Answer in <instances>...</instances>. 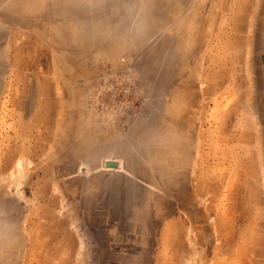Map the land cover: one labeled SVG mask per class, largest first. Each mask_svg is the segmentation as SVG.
<instances>
[{
	"label": "rangeland",
	"instance_id": "374dc122",
	"mask_svg": "<svg viewBox=\"0 0 264 264\" xmlns=\"http://www.w3.org/2000/svg\"><path fill=\"white\" fill-rule=\"evenodd\" d=\"M0 264H264V0H0Z\"/></svg>",
	"mask_w": 264,
	"mask_h": 264
},
{
	"label": "water",
	"instance_id": "95a60500",
	"mask_svg": "<svg viewBox=\"0 0 264 264\" xmlns=\"http://www.w3.org/2000/svg\"><path fill=\"white\" fill-rule=\"evenodd\" d=\"M107 167L108 168H118V164L116 162H108Z\"/></svg>",
	"mask_w": 264,
	"mask_h": 264
}]
</instances>
